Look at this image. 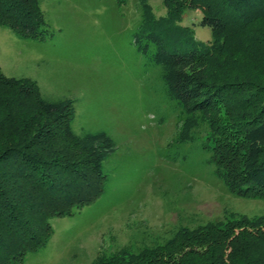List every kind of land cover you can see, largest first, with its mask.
<instances>
[{"label": "trees", "instance_id": "trees-1", "mask_svg": "<svg viewBox=\"0 0 264 264\" xmlns=\"http://www.w3.org/2000/svg\"><path fill=\"white\" fill-rule=\"evenodd\" d=\"M45 1L0 0V27L46 41L53 34ZM89 1L121 9L131 0ZM161 1L164 15L137 0L129 31L154 121L178 119L158 157L233 197L264 201V0ZM195 10L211 30L208 42L181 23ZM75 103L0 70V264H24L51 241V219L73 216L115 183L107 167L118 142L104 130L76 131ZM91 264H264V216L182 225L163 246L102 253Z\"/></svg>", "mask_w": 264, "mask_h": 264}, {"label": "rangeland", "instance_id": "rangeland-1", "mask_svg": "<svg viewBox=\"0 0 264 264\" xmlns=\"http://www.w3.org/2000/svg\"><path fill=\"white\" fill-rule=\"evenodd\" d=\"M136 1L119 9L114 3L46 0L53 36L43 42L19 40L0 27L4 75L32 79L49 98H74L75 130H104L118 142L107 167L115 181L108 196L73 216L51 219V241L24 264H91L102 253L163 246L182 225L224 222L230 214L264 216L263 200L233 197L221 183L158 157V149L174 139L178 119L159 126L145 101L143 59L129 46ZM149 1L159 15L166 13L161 0ZM200 20L199 11H188L181 23L194 29L197 41L208 42L211 30Z\"/></svg>", "mask_w": 264, "mask_h": 264}]
</instances>
